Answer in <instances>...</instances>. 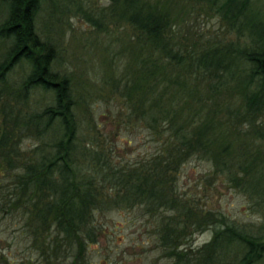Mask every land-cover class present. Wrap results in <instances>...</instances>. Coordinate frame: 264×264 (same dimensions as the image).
<instances>
[{
  "label": "trees",
  "instance_id": "16d2710c",
  "mask_svg": "<svg viewBox=\"0 0 264 264\" xmlns=\"http://www.w3.org/2000/svg\"><path fill=\"white\" fill-rule=\"evenodd\" d=\"M107 1L94 14L62 0H0V214L23 218L40 264H85L104 234L97 215L136 207L154 218L156 246L172 264H264V224L254 231L202 215L176 191L180 168L197 158L264 218V19L253 0H191L214 11L224 38L180 28L185 0ZM60 3L62 15L132 31L123 69L113 76L111 59L103 81L157 146L139 163H113L90 113L94 137L79 139L76 111L86 103L39 28L42 9ZM36 92L48 100L41 108L29 103ZM26 137L37 142L29 153ZM210 228L206 244H189Z\"/></svg>",
  "mask_w": 264,
  "mask_h": 264
},
{
  "label": "rangeland",
  "instance_id": "374dc122",
  "mask_svg": "<svg viewBox=\"0 0 264 264\" xmlns=\"http://www.w3.org/2000/svg\"><path fill=\"white\" fill-rule=\"evenodd\" d=\"M61 1V0H59ZM70 7L80 6L85 12L96 14L108 5L107 0H62ZM58 4V3H57ZM183 25L205 37H228L224 23L208 5L185 0ZM62 3L54 10L45 6L39 16L40 30L55 44L57 65L68 72L81 101L76 111L79 124V139L93 138L96 130L100 141L109 150L113 163L132 166L150 157L156 150V144L148 131L136 119H129V110L125 99L112 94L106 81L107 63L117 67V76L127 61L122 56L124 39L131 37L128 27H114L103 21L102 27L87 21L82 15L67 12L61 14ZM254 8L264 19V0H253ZM52 12V13H51ZM179 28V27H178ZM178 32V31H177ZM11 81L20 78V71L14 72ZM93 96L89 98V93ZM77 100L79 97L77 96ZM48 100L44 93L36 92L29 97L32 107L41 108ZM1 104V101H0ZM92 116V132L86 130L87 114ZM260 124L264 125V115ZM90 143V142H89ZM37 142L33 138H24L21 149L31 152ZM176 191L180 197L190 201L194 210L202 215L212 213L223 215L239 224H249L254 231L264 224L261 213L254 203L235 188L227 185L222 177L212 173V164L197 158L187 161L179 170ZM97 223L103 227V235L97 244L87 249L85 264H172L163 258L154 234L155 220L145 215L142 209L114 210L97 215ZM23 218L17 214H0V264H40L37 255L30 248L28 236L24 235ZM212 229H206L192 236L189 244L199 248L212 237ZM187 246V245H186Z\"/></svg>",
  "mask_w": 264,
  "mask_h": 264
}]
</instances>
